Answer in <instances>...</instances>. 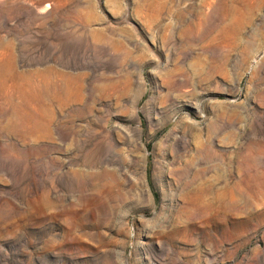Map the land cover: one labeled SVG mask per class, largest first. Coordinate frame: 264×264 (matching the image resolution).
<instances>
[{"label":"rangeland","instance_id":"1","mask_svg":"<svg viewBox=\"0 0 264 264\" xmlns=\"http://www.w3.org/2000/svg\"><path fill=\"white\" fill-rule=\"evenodd\" d=\"M0 264H264V0H0Z\"/></svg>","mask_w":264,"mask_h":264}]
</instances>
